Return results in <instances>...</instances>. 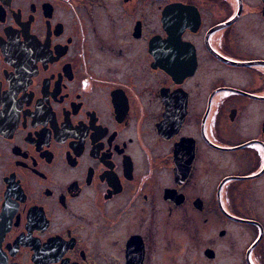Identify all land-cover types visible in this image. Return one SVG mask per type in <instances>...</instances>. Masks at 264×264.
<instances>
[{"label":"flooded vegetation","instance_id":"obj_1","mask_svg":"<svg viewBox=\"0 0 264 264\" xmlns=\"http://www.w3.org/2000/svg\"><path fill=\"white\" fill-rule=\"evenodd\" d=\"M0 264H264V0H0Z\"/></svg>","mask_w":264,"mask_h":264}]
</instances>
